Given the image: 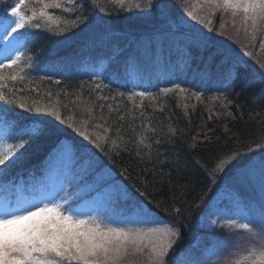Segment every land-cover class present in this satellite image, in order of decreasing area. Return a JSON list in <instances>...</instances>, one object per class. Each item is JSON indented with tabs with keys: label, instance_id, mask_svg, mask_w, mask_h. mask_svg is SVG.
Segmentation results:
<instances>
[{
	"label": "trees",
	"instance_id": "16d2710c",
	"mask_svg": "<svg viewBox=\"0 0 264 264\" xmlns=\"http://www.w3.org/2000/svg\"><path fill=\"white\" fill-rule=\"evenodd\" d=\"M142 2L125 0L121 6L113 0H73V7L68 0H61L64 8L48 10L55 22L40 21L39 29L26 25L18 30L15 38L22 42L25 57H31V67L22 59L23 71L16 80L5 81L4 91L17 105L0 101V122L6 121L16 134L6 144L16 143L21 128L32 127L36 120L42 121L44 131L28 137L6 166H0L4 168L0 186L13 192L21 179L43 178L47 159L66 142L75 154L80 174L84 166L94 169L88 179L96 171L106 170L99 183L107 180L123 187L128 197L121 205L128 213L137 204L145 205L156 220L179 229L180 237L169 252L167 264H222L234 251L231 245L237 236L242 237V247L251 245L242 230L202 223L201 215L218 189L236 187L244 203L254 207L251 220L256 225L264 213V82L258 76L264 71L260 68L264 64V30H258L253 38L251 27L242 24L239 15L234 19L230 11L223 10L208 15L204 0H153L150 9L135 8V3ZM14 3L0 0V26L11 18ZM31 7L39 5L33 0L26 9L29 15ZM189 10L211 24H178ZM81 14L83 19H78ZM195 25H200L199 35L191 31ZM202 34L209 40L206 47L198 39ZM3 43L0 30V49ZM218 49L234 58L231 77L225 75L228 66L212 55ZM246 52L253 54L247 56ZM15 73L16 66L5 69L6 77ZM97 83L101 84L99 90L94 87ZM177 83L200 93L202 99L176 91L158 95L155 100L145 98L143 109L127 99L133 91L156 95L161 88ZM101 95L115 99L101 101ZM20 102L26 107L56 106L62 117H72V121L55 122L53 132L52 117L21 109ZM139 103L140 98H135V104ZM101 104L105 116H109V104L120 109V113L111 114L109 124L97 128L95 125L103 121L95 119L87 126L93 138L97 134L110 137L109 143L102 145L104 150L75 130L82 120L89 119L87 108L92 107L99 117ZM119 114L125 116L123 121L117 120ZM130 125L135 126V132ZM109 126L112 130L105 133ZM118 126H122L120 135L132 141L127 151L111 149ZM141 135L146 143L161 141L153 143L150 155L139 145ZM137 151L141 154L136 155ZM234 153L241 155L217 171L219 161ZM78 198L75 193L72 208L82 199Z\"/></svg>",
	"mask_w": 264,
	"mask_h": 264
},
{
	"label": "snow or ice",
	"instance_id": "6c2138e0",
	"mask_svg": "<svg viewBox=\"0 0 264 264\" xmlns=\"http://www.w3.org/2000/svg\"><path fill=\"white\" fill-rule=\"evenodd\" d=\"M32 2L33 0H15L10 9L13 18L10 20L9 30L11 33H17L26 25L39 29L42 27L40 21L45 24L49 21L55 22V17L48 10L64 8L61 0H35L39 7H31L29 15L26 9ZM75 3H79V0H75ZM113 3L123 6L125 0H113ZM68 4L75 7L73 0H68ZM152 5L153 0H143L142 3H135V8L146 10L150 9ZM204 5V10L208 15L214 14L217 10H223L225 13L230 11L234 19L239 15L242 24L251 27L253 38L258 30H264V0H204ZM66 10L70 11L71 9ZM187 17L205 26L211 24L210 20L206 22L205 17H201L191 10L187 11ZM78 19H83V15L81 14ZM208 31H212L211 27H208ZM198 39L205 47L209 43L208 37L203 34ZM252 54V52L245 53L247 56H252ZM212 55L219 56L220 62L228 66L225 75L231 77L235 70V65L232 63L234 58L227 51L219 49ZM22 59L28 67H31V57H25L23 51H18L15 58L11 59L9 63H0V101L9 105L15 106L17 101L10 98L9 94L4 91L5 81L7 79L16 80L17 75L23 71L20 65ZM13 66H16V73L6 77L5 69H12ZM260 68L264 69V64H261ZM258 76L264 82V71H259ZM94 87L99 90L101 84L97 83ZM176 91L190 92L191 96L197 100L202 99L200 93L182 88L178 83L173 87L161 88L156 95L147 91H133L127 94V99L133 101L134 107L143 109L145 98L155 100L158 95L166 96ZM118 95L123 97L125 93H118ZM261 96L264 97V89H261ZM137 97L140 98L139 105L135 104ZM98 99L104 101L115 98L101 95ZM223 99L227 100L228 98L225 96ZM227 106V104L224 105V107ZM18 107L33 112L37 116L52 117L53 128L51 131L53 132L56 130L55 122L64 124L72 121V117H62L56 106L26 107L25 103L20 102ZM104 107L103 104L99 106L101 113L99 117L94 115L92 107L87 108L89 119L82 120L81 126L75 128L85 139L91 140L97 147H101V150H104L102 145L109 143L110 137L107 134L103 136L97 134L93 138V135L88 131V124L99 119L103 121V124L98 123L95 127H103L105 124H109L113 112L120 113L118 107L113 108L109 104L107 105L109 116H105L103 114ZM143 116L144 113L141 111V121ZM124 119L123 114L117 115V120L123 121ZM41 124V120H36L32 127L21 128L16 137L17 142L6 144V141L16 134L12 127L6 121L4 122L3 130L0 132V166H6V162L15 156L16 151L25 146L28 137L42 134L44 129L40 127ZM70 126L74 127V123ZM148 127L153 133L156 132L151 124ZM130 128L135 132V126L130 125ZM111 130V126L104 128L105 133ZM121 130L122 126L116 128L117 138L111 139V149L127 151V144L132 141L122 137ZM170 131L174 132L175 130L170 129ZM145 139L141 135L139 145L149 150L150 155L153 143L158 145L161 141L156 139L154 142L146 143ZM121 144L124 146L121 147ZM192 147H195V144ZM116 154L118 155L119 151ZM140 154L139 151L136 152V155ZM240 155L241 153H234L230 158L220 160L216 170H223L225 165L230 164ZM3 170L4 168L0 167V171ZM262 170H264V159H262ZM65 204L66 199L60 202L46 200L31 206L5 204L0 207V264H167L169 252L180 237V231L174 224L156 220L150 216V210H145L139 204L136 205V208L139 209L142 218L134 222L118 221L100 214L82 216L70 208H66ZM175 212L179 214L180 209L176 208ZM221 227L242 230L247 234L245 237L247 243L251 245L242 247L239 243L242 237L237 236L236 242L231 245V249L234 251H230V257L222 264H264V213H262L259 225H256L251 219L242 217L241 219L228 218Z\"/></svg>",
	"mask_w": 264,
	"mask_h": 264
},
{
	"label": "rangeland",
	"instance_id": "374dc122",
	"mask_svg": "<svg viewBox=\"0 0 264 264\" xmlns=\"http://www.w3.org/2000/svg\"><path fill=\"white\" fill-rule=\"evenodd\" d=\"M11 19L13 18L11 17L0 26L4 38L3 47L0 49V63L10 62L11 59L15 58L17 52L22 51L23 48L22 42L15 38L16 33H11L9 30ZM193 23L195 24V21L186 16L184 21H179L178 24L188 27ZM199 26L195 25L191 28V31L196 35L200 33L198 32L200 31ZM4 122H0V132L3 130ZM53 154V157L47 159L43 178L35 181L30 179L27 182L21 179L14 185L13 192H6L5 187L0 186V207L5 204L31 206L46 200L60 202L66 199L65 207H69L82 216L100 214L124 222H134L142 218V214L136 206L132 212L128 213L125 206L121 205V202L128 197L122 186L107 180L102 184L99 183L100 179L106 177V170L96 171L94 176L88 179L94 169L88 170V167L84 166L82 169L83 175L80 174L79 166L75 162V154L66 142L59 144L54 149ZM45 182L48 183L47 186ZM75 193L82 199L72 208L71 201L74 200L73 195ZM141 206L148 210L145 205ZM253 210L254 207H248L244 203L236 187L224 185L218 189L216 195L206 205L201 220L205 225H222L228 218L241 219L246 217L251 219ZM149 214L153 217L152 212ZM211 251L213 250L211 249Z\"/></svg>",
	"mask_w": 264,
	"mask_h": 264
}]
</instances>
